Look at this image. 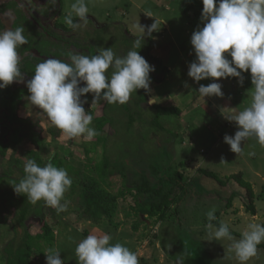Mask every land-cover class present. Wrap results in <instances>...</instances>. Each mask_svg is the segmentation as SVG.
Listing matches in <instances>:
<instances>
[{
	"label": "rangeland",
	"instance_id": "obj_1",
	"mask_svg": "<svg viewBox=\"0 0 264 264\" xmlns=\"http://www.w3.org/2000/svg\"><path fill=\"white\" fill-rule=\"evenodd\" d=\"M61 2L63 5V0ZM76 2L67 0L65 14L62 13L63 6L58 10L59 15L61 13L59 18L58 12L53 14L54 9L59 7L58 3L55 8L43 5L45 20L36 17L35 21L37 24L47 21L52 28H57V32L72 35L71 41L78 47L73 48L75 54L88 56L89 48L93 51L98 49V52L111 48L116 56L123 57L128 51L135 50L148 61L149 49L150 54L160 58L162 63L150 59L149 64L155 70L150 72L147 100L134 105V112L147 116L145 121H139L129 129L117 103L114 109L118 113V132L107 140L113 127L106 126L100 131L94 121V117L105 114L103 107L107 102L102 98L93 101V96L86 95L87 102L83 107L86 114L93 117L89 127L97 132L95 137L86 141L83 136L69 139L51 125L46 114L33 106L28 96L24 97L18 114L31 124H38L40 135L33 142L31 132L21 133L23 127L15 126L6 142L0 140L4 165L14 177H19V169H24L27 160L32 159L41 167L50 161L53 166L66 169L72 180L71 187L61 200V203L64 201L67 204L65 211L55 215L51 207L43 206V219L53 228L55 241L53 245L40 243V247L34 251V264H46L45 252L50 249L60 252L64 264H77L75 248L90 234L110 235V244L120 243L128 247L137 255L139 264H238L234 252L230 251L232 241L227 238L207 240L205 226L209 223L207 213L212 210L216 219L211 223L216 227H219L217 222L227 223L230 231L239 234L232 235L235 240L241 238L249 223L264 225V147L255 137H249L242 142V153L236 154L223 139L226 134L234 136L238 130L236 122L227 120L225 115H235L250 107L254 90L246 89L238 80L227 82L226 78H206L196 82L188 76L189 65L196 59L190 38L194 31L203 27L201 19L194 14L198 9L196 0H84L89 10L87 19L78 21L79 27L62 32L60 27H55V23L70 27L66 17L72 12L71 5ZM31 16L34 17V14ZM74 16L77 17L72 13V18ZM155 20L160 28L150 36L145 35L144 40L140 41V51L134 48V39L140 35L137 26H144L147 32V27ZM3 25V30H7L6 21ZM108 71L111 77L113 69L110 67ZM163 76L166 79L157 85L154 77ZM212 82L222 85L223 96L203 97L199 94L200 85L207 86ZM149 100L153 102L149 103ZM134 101L135 95H131L130 102ZM155 104L177 106L182 110L180 116L160 119L170 134L165 131L156 133L146 121L156 112L152 108ZM105 149L118 166L121 162L127 164L126 172L131 180L136 174H142L153 188L172 186L168 180L177 172H184V186H176L175 200L165 216L166 221L158 222L156 218H150L146 223L141 221L133 208V195L119 194L126 185L130 186L127 180L124 181L122 173L116 172L109 178L110 186L101 181L102 177L95 166L102 164ZM201 169L218 174L222 180L242 172L256 193V214L247 210L246 193L237 183L230 181L231 185L223 186L216 179L203 174ZM77 170L91 179L100 180L104 188L119 195L112 223L109 219L96 223L79 213L77 206L81 179L75 172ZM232 189L242 193L238 192L232 204L227 205ZM14 215L15 204L10 200L5 221L0 227V264H4L1 251L17 237ZM31 231L37 233V226H32ZM161 239L166 241L164 246ZM166 249L176 258L169 255ZM246 264H264V241L257 246V255Z\"/></svg>",
	"mask_w": 264,
	"mask_h": 264
},
{
	"label": "clouds",
	"instance_id": "obj_2",
	"mask_svg": "<svg viewBox=\"0 0 264 264\" xmlns=\"http://www.w3.org/2000/svg\"><path fill=\"white\" fill-rule=\"evenodd\" d=\"M202 4L203 27L190 38L196 59L189 65L188 76L196 82L236 77L242 84V72H250L254 86L251 106L238 114L225 115L227 120L236 122L238 130L234 136L226 134L223 139L236 154L242 153V142L249 137H255L264 147V0H202ZM71 10L66 23L75 29L79 24L73 21L72 13L86 20L89 10L84 0L73 3ZM137 27L140 35L134 48L139 49L145 35L150 36L160 28L156 20L147 27V32L144 26ZM23 31L21 27L0 30V89L14 81H23L17 52L19 46L27 43ZM110 67L113 72L108 78L106 71ZM154 70L135 50L123 57L116 56L111 48H104L93 56L70 55L67 61L47 58L36 65L33 77L26 81L28 100L69 139L83 136L90 141L97 132L89 127L93 117L86 114L83 107L87 102L86 94L92 93L93 101L102 98L108 104H125L138 89L150 90V72ZM221 89L220 83L212 82L200 85L198 92L203 97L223 96ZM24 172L25 176L14 185L16 194L25 195L32 204L43 200L57 213L66 210L67 205L61 200L72 184L66 169L57 168L50 161L41 167L29 159ZM207 218V240L227 238L232 241L230 251L234 252L238 264H246L257 255V246L264 241V225L249 223L241 238L235 240L227 223L221 222L219 227L211 223L216 219L214 210L207 213ZM111 239L108 234L88 235L75 248L77 264H139L134 252L120 243L110 244ZM45 254L46 264H64L58 250L50 249Z\"/></svg>",
	"mask_w": 264,
	"mask_h": 264
},
{
	"label": "trees",
	"instance_id": "obj_3",
	"mask_svg": "<svg viewBox=\"0 0 264 264\" xmlns=\"http://www.w3.org/2000/svg\"><path fill=\"white\" fill-rule=\"evenodd\" d=\"M196 2H198V9L195 10L194 14L196 17L201 18L203 9L202 0H196ZM58 5L59 7L56 8L57 10L53 13L55 15L63 6L61 0H58ZM4 21L7 22L8 29L11 28L12 30H15L17 27L23 28V35L26 37L27 43L17 48L20 57L19 67L21 69L23 81H14L7 87L0 89V140L6 142L11 132L14 131V127L22 126L23 130L20 132H31V140L35 142L40 135L38 131L40 127L38 124H31L29 120L21 118L18 114L19 106L23 103L24 97L30 95L26 87V81L33 77L36 65L47 58H57L67 61L70 55L84 54L74 53V50L71 48L72 45L75 46L71 41L73 39L72 35L67 36L66 33L57 32V28H52L47 21L48 25L46 22H39V24H37L34 19L30 18V14L25 11L21 3L17 0H0V30L5 28L3 25ZM73 21L79 24L78 21H80V18L74 17ZM55 27H60L62 32H69L74 29L71 26L66 27L58 22L55 23ZM135 43L136 41H134V44ZM136 49L138 50V48ZM33 50L38 52L37 55L32 53ZM147 52L149 56L148 62L152 59L157 61L158 64L162 63L160 58L150 54L149 49ZM98 53V49H94L93 51L89 48L88 56L97 55ZM225 55L227 56L228 54L226 53ZM228 58L231 59L230 56H228ZM242 75L244 77V87L248 90L254 89L251 82L250 72H242ZM106 77L110 78L109 71L106 72ZM165 79L166 76H163L162 78L154 77V82L158 85ZM228 79L233 81L239 80V78L236 77H229ZM80 86H83V84ZM137 92H139V94H135V92L131 94L135 95V101L133 103L129 100L125 104H120L123 112L122 116L125 119V125L128 126L129 129L136 126L139 121H145V117H147L143 113L137 114V112H134V109H136L134 105H137L139 102H145L147 100L146 95L148 91L138 89ZM86 95L93 96L92 93ZM82 98L83 96L81 97V100ZM118 104L107 103L105 107H103L105 114L103 113L101 116L94 117L98 130L102 131L106 126L113 127L111 129L112 132L107 136L106 140L111 137V135L113 136L118 132V129H116V118H118V113H116L114 109V106ZM152 108L156 112H154L153 116L149 119H146V121L148 120L149 124L156 130V133L158 131H165L170 134L171 132H168L161 124L160 119L162 116H180L182 110L177 106H160L156 104L153 105ZM4 159L3 152L0 150V227L5 221V215L8 211V203L12 200L15 204L14 229L17 233V237L9 241L3 248V251H1L4 254V264H34V251L40 247L41 242L53 245L55 241V233L50 224L43 219V206H47L44 201L41 200L36 204H32L28 201L25 195H18L14 192V185L18 184L25 176L24 169H19L21 175L19 177H14L11 171L4 165ZM127 163H130V161ZM126 165L125 162H121L118 166L117 163L112 160L110 155H108V149H105L102 164H98L95 168L99 173V176L102 177L101 181L108 185L110 184L109 178L113 174L116 172L122 173L124 181L127 180L130 186L126 185L125 189L119 194L120 196H125L127 194L133 195L135 200V206L133 208L141 217L142 222L146 223L150 218H156L158 222L166 221L165 216L170 212L175 200L174 192L176 186H184L183 181L186 178L184 172H177L173 178L168 180V183L172 184V186L167 187L164 185L153 188L148 179L142 174H136V177H133L134 179L131 180L130 174L128 175L126 172ZM200 171L206 176L216 179L223 186H229L232 182L237 183L246 193L245 199L247 200H245V205L247 210L252 212V214H256V193L253 185L251 182L245 180L242 172L233 174L227 177L226 180H222V178L214 172H209L203 169ZM75 172L81 179L79 182L80 200L77 206L79 213H81L86 219L92 220L96 223L103 221V219H109L112 223L117 211V200L119 195L112 194L109 190L104 188L100 180L91 179L78 170ZM238 192V190L232 189V194L228 199L227 205L232 204V200H234L233 198L241 191ZM62 204H64V201ZM51 209L52 213L57 215V211L52 207ZM145 216L147 218H145ZM37 219H39L38 222H36ZM217 224L218 226L220 225L219 222H217ZM34 225L38 228V231L35 234L31 231V227ZM135 228L137 229L138 225H136ZM230 232L231 235H239L234 231ZM161 240L164 246L166 241L163 239ZM167 253L173 256L168 250ZM173 258L176 257L173 256Z\"/></svg>",
	"mask_w": 264,
	"mask_h": 264
},
{
	"label": "flooded vegetation",
	"instance_id": "obj_4",
	"mask_svg": "<svg viewBox=\"0 0 264 264\" xmlns=\"http://www.w3.org/2000/svg\"><path fill=\"white\" fill-rule=\"evenodd\" d=\"M21 3V5L23 6V8L25 9V11L30 14V18L34 19L36 17H41L42 19H44V8H43V5L47 6L49 5V7H57V4L58 3V0H56L54 2V5L52 3V0H17ZM33 4V5H32ZM52 4V5H51ZM29 7V8H28ZM57 10V9H54V11ZM34 14V17H32L31 15ZM48 14V13H47ZM46 14V15H47ZM39 15V16H38ZM72 49L73 48H78V47H75L72 45L71 47ZM35 50L32 51V53L34 52ZM36 53H38L37 51H35ZM35 53V55H37ZM34 54V53H33Z\"/></svg>",
	"mask_w": 264,
	"mask_h": 264
},
{
	"label": "crops",
	"instance_id": "obj_5",
	"mask_svg": "<svg viewBox=\"0 0 264 264\" xmlns=\"http://www.w3.org/2000/svg\"><path fill=\"white\" fill-rule=\"evenodd\" d=\"M66 2H67V0H63L62 13H64V14H65L64 9H65V5H66L65 3H66ZM60 15H61V13H60ZM60 15H59V12H58V16H57V17L59 18ZM74 17H75V16H74ZM72 19H73V18H72ZM156 50H157V49H156ZM184 55H186V54H184ZM182 57H183V55H182ZM226 80H227V82H228V81H230V82H234L233 80H230V79H228V78H226ZM252 90H254V89H252ZM163 117H164V116H162L161 118H163Z\"/></svg>",
	"mask_w": 264,
	"mask_h": 264
}]
</instances>
